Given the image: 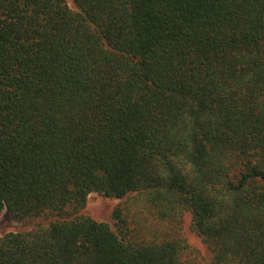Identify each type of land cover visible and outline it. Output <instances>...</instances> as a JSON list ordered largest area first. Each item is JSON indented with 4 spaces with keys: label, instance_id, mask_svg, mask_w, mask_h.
<instances>
[{
    "label": "trees",
    "instance_id": "obj_1",
    "mask_svg": "<svg viewBox=\"0 0 264 264\" xmlns=\"http://www.w3.org/2000/svg\"><path fill=\"white\" fill-rule=\"evenodd\" d=\"M75 1L0 0V264H264V0Z\"/></svg>",
    "mask_w": 264,
    "mask_h": 264
},
{
    "label": "rangeland",
    "instance_id": "obj_2",
    "mask_svg": "<svg viewBox=\"0 0 264 264\" xmlns=\"http://www.w3.org/2000/svg\"><path fill=\"white\" fill-rule=\"evenodd\" d=\"M67 1L73 9L77 10L79 8L75 0ZM118 208L124 211V216L127 218L131 227L141 225V223H144V219L148 217V211L145 208L142 198H118L106 196L96 191L90 193L88 196L84 212L98 220L110 223L114 229L120 231L119 220L115 215ZM183 220L180 233L187 238L190 256L197 264H207L211 256V251L208 244L194 230L192 226V214L186 212ZM35 222L36 220H17L8 210H4L0 213V235L10 231L31 229L34 227Z\"/></svg>",
    "mask_w": 264,
    "mask_h": 264
}]
</instances>
